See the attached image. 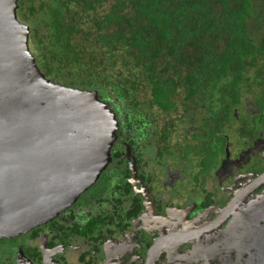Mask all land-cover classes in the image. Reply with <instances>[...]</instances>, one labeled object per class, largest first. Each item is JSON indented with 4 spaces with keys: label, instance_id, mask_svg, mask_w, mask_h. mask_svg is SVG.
<instances>
[{
    "label": "flooded vegetation",
    "instance_id": "1",
    "mask_svg": "<svg viewBox=\"0 0 264 264\" xmlns=\"http://www.w3.org/2000/svg\"><path fill=\"white\" fill-rule=\"evenodd\" d=\"M239 6L246 80L225 98L177 86L164 110L99 96L110 163L53 220L0 236V264H264V0Z\"/></svg>",
    "mask_w": 264,
    "mask_h": 264
},
{
    "label": "trees",
    "instance_id": "2",
    "mask_svg": "<svg viewBox=\"0 0 264 264\" xmlns=\"http://www.w3.org/2000/svg\"><path fill=\"white\" fill-rule=\"evenodd\" d=\"M249 1L19 0L18 16L49 79L164 110L177 86L225 98L246 80Z\"/></svg>",
    "mask_w": 264,
    "mask_h": 264
},
{
    "label": "water",
    "instance_id": "3",
    "mask_svg": "<svg viewBox=\"0 0 264 264\" xmlns=\"http://www.w3.org/2000/svg\"><path fill=\"white\" fill-rule=\"evenodd\" d=\"M19 0H0V236L47 223L111 161L116 114L97 91L49 79Z\"/></svg>",
    "mask_w": 264,
    "mask_h": 264
}]
</instances>
